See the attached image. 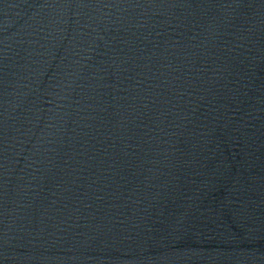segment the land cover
<instances>
[{
    "label": "water",
    "instance_id": "1",
    "mask_svg": "<svg viewBox=\"0 0 264 264\" xmlns=\"http://www.w3.org/2000/svg\"><path fill=\"white\" fill-rule=\"evenodd\" d=\"M0 264H264V0H0Z\"/></svg>",
    "mask_w": 264,
    "mask_h": 264
}]
</instances>
